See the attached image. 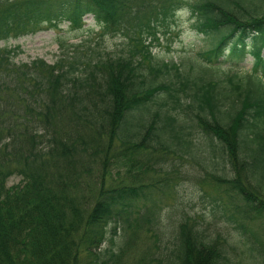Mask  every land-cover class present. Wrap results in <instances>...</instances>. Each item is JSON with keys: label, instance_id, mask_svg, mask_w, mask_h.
<instances>
[{"label": "trees", "instance_id": "1", "mask_svg": "<svg viewBox=\"0 0 264 264\" xmlns=\"http://www.w3.org/2000/svg\"><path fill=\"white\" fill-rule=\"evenodd\" d=\"M184 8L209 40L208 50L196 53V74L180 78L172 66L180 79L146 83L148 73L169 71L166 63L155 66L152 47ZM86 16L99 36L123 35L127 55L58 39L54 64L15 65L14 50L0 49V264H234L227 255L240 244L254 263L264 262V244L250 228L239 225L238 241L229 245L205 237L189 218L178 222L163 254L161 201L149 186H104L115 142L129 162L139 153L164 155L173 139L198 127L207 136L202 156L220 157L234 173L214 181L229 184L264 219V0H0V42L62 24L79 31ZM247 56L253 64L245 75L220 66H237ZM161 94L166 99L157 104ZM184 120L191 125L182 126ZM96 155L101 187L91 199L77 193L80 175L70 168ZM55 161L65 163L69 182L46 169ZM12 176L20 181L8 186ZM109 226L113 234L122 231L116 249L102 247ZM141 233L153 241L128 261Z\"/></svg>", "mask_w": 264, "mask_h": 264}, {"label": "rangeland", "instance_id": "2", "mask_svg": "<svg viewBox=\"0 0 264 264\" xmlns=\"http://www.w3.org/2000/svg\"><path fill=\"white\" fill-rule=\"evenodd\" d=\"M83 21L85 25L79 31H70L68 24H62L58 30L46 29L17 39L2 41L0 49L14 50L11 61L15 65L30 64L36 59L54 64L61 54L58 39L84 50L89 47L104 50L111 57L127 55L128 48L123 35L101 37L91 16H86ZM157 36L159 41L154 42L152 47V54L157 63L155 66L160 67L161 63H166L170 69L168 72L161 69V72L156 75L148 73L145 77L146 83L154 81L155 85L170 84V81H174L175 78L177 80L178 76H175L176 71L174 72L172 66L178 69L180 78H183L185 74H196V53L207 51L209 40L193 29L191 17L186 8L176 13L174 23L169 26V31L160 29ZM252 64L253 58L247 56L243 63L237 66H231L229 62H222L220 66L225 71L230 70L233 73L245 75L251 70ZM165 99L166 97L161 94L156 98V102L160 104ZM183 110L185 111V108L178 112L180 116L184 115ZM181 125L187 128L191 123L184 120ZM140 138L135 140L139 142ZM178 138V141L173 139L176 143L169 145L164 155L160 152H155L154 156L153 153H139L132 161L130 158L129 162L128 153L124 151L125 147L120 142H115L104 181L105 189H112L121 182L135 187L149 186L150 196H155L161 201L162 208L158 211L160 232L157 237L163 254L166 253V248L170 249L174 243L176 225L180 220L187 218L196 222L200 227V233L202 232L201 234L207 238L219 237L231 245L238 241L237 237L242 232L239 225H243L253 230L264 244V219L258 220L255 211L251 210L244 201L236 199L229 184H219L214 181L217 179L231 180L234 173L228 164L222 163L220 157L219 159H205L199 152L207 136L196 127L185 133L182 132ZM50 140L51 136H46L43 145H49ZM214 144L217 146V142ZM121 154L128 157H120ZM154 159H160V161ZM100 162L97 155L94 158L84 156L76 160V164L70 168L80 175L78 183L82 185L76 189L79 195L92 197L101 187ZM62 164L65 163L55 161L47 164L46 169H49L53 177L61 176L62 180L69 182L66 170L68 168ZM19 181V177L12 176L7 184L12 186ZM254 219L257 221L253 222ZM112 228L113 226L107 228V239L102 246L105 249H116L115 246L121 239V228L117 227L116 234L112 233ZM147 236L149 235L141 233L137 237V241L133 243V250L128 253V261L133 257L138 258L145 246L153 241V239L148 241ZM241 246L240 244V248L227 255L230 261L234 264H257L248 257L245 248ZM260 253L264 261V254ZM259 264H264V262L259 259Z\"/></svg>", "mask_w": 264, "mask_h": 264}]
</instances>
